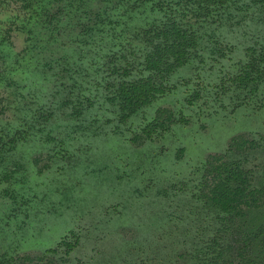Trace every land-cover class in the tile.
I'll return each mask as SVG.
<instances>
[{
	"label": "rangeland",
	"instance_id": "374dc122",
	"mask_svg": "<svg viewBox=\"0 0 264 264\" xmlns=\"http://www.w3.org/2000/svg\"><path fill=\"white\" fill-rule=\"evenodd\" d=\"M153 1L129 11L124 0H0V264H197L219 228L200 196L210 155L253 139L237 156L259 185L264 82H236L264 31L257 20L208 28L203 60L129 119L107 99L110 68L140 66L136 16L151 21ZM78 95L79 116L63 103ZM159 108L173 119L146 135Z\"/></svg>",
	"mask_w": 264,
	"mask_h": 264
},
{
	"label": "trees",
	"instance_id": "16d2710c",
	"mask_svg": "<svg viewBox=\"0 0 264 264\" xmlns=\"http://www.w3.org/2000/svg\"><path fill=\"white\" fill-rule=\"evenodd\" d=\"M124 2L129 11L148 4L147 0ZM151 5L156 15L161 13L159 17L143 22V15L136 16L141 20L137 33L144 44L140 66H112L108 73L112 78L105 83L110 91L106 97L117 107L122 121L163 94L168 77L177 69L195 58L203 60L199 46L208 28L217 32L228 21L243 23L246 18L264 25V0H158ZM213 34L211 51L221 54L222 41ZM247 54L249 59L237 73L236 82L255 92L264 82V31L254 37ZM72 86L67 88L69 93L74 92ZM84 97L67 96L63 103H71L72 113L79 116L86 109ZM166 111L158 109L145 126L146 135L173 119ZM254 145L253 139L238 135L232 138L226 153L211 154L207 159L200 196L216 207L219 228L205 243L202 255L197 253V264H264V163L256 185L252 170L245 168L242 157L237 156ZM65 244L71 248V243Z\"/></svg>",
	"mask_w": 264,
	"mask_h": 264
}]
</instances>
